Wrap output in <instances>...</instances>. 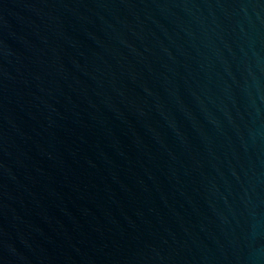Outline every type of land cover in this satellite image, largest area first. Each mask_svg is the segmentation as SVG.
Segmentation results:
<instances>
[{
	"label": "water",
	"instance_id": "obj_1",
	"mask_svg": "<svg viewBox=\"0 0 264 264\" xmlns=\"http://www.w3.org/2000/svg\"><path fill=\"white\" fill-rule=\"evenodd\" d=\"M0 264H264V0H0Z\"/></svg>",
	"mask_w": 264,
	"mask_h": 264
}]
</instances>
